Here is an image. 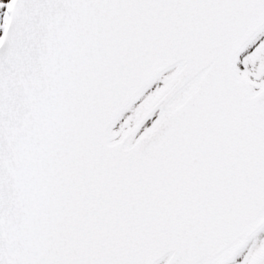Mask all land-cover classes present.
<instances>
[{
    "label": "snow or ice",
    "instance_id": "snow-or-ice-1",
    "mask_svg": "<svg viewBox=\"0 0 264 264\" xmlns=\"http://www.w3.org/2000/svg\"><path fill=\"white\" fill-rule=\"evenodd\" d=\"M0 264H264V0H0Z\"/></svg>",
    "mask_w": 264,
    "mask_h": 264
}]
</instances>
